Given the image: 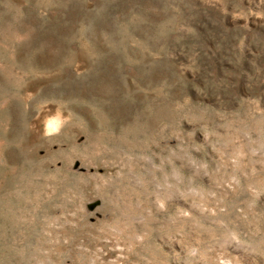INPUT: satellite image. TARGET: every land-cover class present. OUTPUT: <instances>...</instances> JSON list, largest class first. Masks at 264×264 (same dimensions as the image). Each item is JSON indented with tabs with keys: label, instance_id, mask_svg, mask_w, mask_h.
I'll return each instance as SVG.
<instances>
[{
	"label": "rangeland",
	"instance_id": "rangeland-1",
	"mask_svg": "<svg viewBox=\"0 0 264 264\" xmlns=\"http://www.w3.org/2000/svg\"><path fill=\"white\" fill-rule=\"evenodd\" d=\"M0 264H264V0H0Z\"/></svg>",
	"mask_w": 264,
	"mask_h": 264
},
{
	"label": "bare ground",
	"instance_id": "bare-ground-1",
	"mask_svg": "<svg viewBox=\"0 0 264 264\" xmlns=\"http://www.w3.org/2000/svg\"><path fill=\"white\" fill-rule=\"evenodd\" d=\"M58 124V118L56 119V118H54V119H52L51 121H49V123H48V125L49 126H55V125H57Z\"/></svg>",
	"mask_w": 264,
	"mask_h": 264
}]
</instances>
